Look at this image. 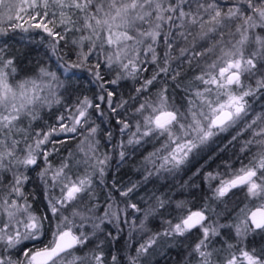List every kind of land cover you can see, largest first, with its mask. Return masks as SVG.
<instances>
[{
    "label": "snow or ice",
    "instance_id": "1",
    "mask_svg": "<svg viewBox=\"0 0 264 264\" xmlns=\"http://www.w3.org/2000/svg\"><path fill=\"white\" fill-rule=\"evenodd\" d=\"M17 29L46 34L52 63L17 78L16 58L0 46V264H107L104 241L116 240L121 225L129 236L137 227L151 233L146 222L156 208L127 202L121 208L112 193L101 207L94 194V178L103 184L111 159L97 138L102 104L127 135L116 145L121 160L125 143L159 141L145 157L153 165L145 169L148 176L179 169L223 134L230 133L228 143H240L244 154L238 168L225 162L227 171L205 173L209 188L218 182L212 188L217 200L245 190L248 203L236 223L208 222L207 207L189 210L175 224L166 221L163 232L147 235L129 264H139L161 237H182L196 227L201 238L187 264H264V249L245 244L252 233L264 235V110L252 107L264 96V0H0V36ZM150 65V77H143ZM77 70L99 88L93 97L73 99ZM128 79L139 86L125 99L115 86ZM169 81L182 86L179 104ZM54 107L55 123L33 128ZM107 137L111 141V131ZM70 141L75 150L54 164L57 145ZM39 162L47 213H38L25 191L28 170ZM111 187L127 198L137 185L118 189L113 181ZM156 203L162 208L165 202ZM128 209L142 212L139 225L128 219ZM105 224L114 225L116 235ZM224 227L234 228L237 243L217 248L213 241ZM90 242L94 248L85 252ZM110 264H119L116 255Z\"/></svg>",
    "mask_w": 264,
    "mask_h": 264
},
{
    "label": "trees",
    "instance_id": "2",
    "mask_svg": "<svg viewBox=\"0 0 264 264\" xmlns=\"http://www.w3.org/2000/svg\"><path fill=\"white\" fill-rule=\"evenodd\" d=\"M0 46L6 47L9 54L16 58L17 78L32 75L33 70L38 65L45 62L48 64L52 63L49 60V56L52 54L49 50L48 38L46 34L40 33L38 30L31 31L30 33L22 32L19 29L14 32L10 31L7 35L0 36ZM153 67L150 65L149 71L143 73V77H150ZM77 72L78 75L70 82V86L76 90L73 99L81 93L93 97L99 92V88L90 83L92 80L90 74L84 72V70H77ZM138 86L135 81L128 79L121 81L115 87L127 99L129 94L135 95L133 88ZM159 86L155 85L149 89L153 96ZM168 88L169 93L177 97L176 103L179 104L182 86L181 88H174L173 83L169 81ZM252 107L257 113L264 110V96L254 100ZM101 108L105 112V117L103 119L95 117V122L99 125L97 138L100 141L101 150L107 152L111 157L108 162L109 167L106 170V175L103 178V184L98 182L100 180L99 176H96L94 180V194L101 207H103L108 194L112 193L121 208L126 207V202L134 203L142 210L148 207L156 208L154 215L150 216L146 222V227L151 230V233L163 232L168 227L165 223L166 221L170 220L175 224L189 210H202L205 207L211 210L210 213L206 212V215L209 216L208 222L221 225H232L237 222L236 218L239 210L248 203L245 190L242 188L233 189L227 196L217 200L213 197L212 191L217 181H211L212 188H209V182L205 179V173L209 171L213 173L227 171L224 166L225 162L231 163L233 168L240 167L238 158L243 159L244 154L240 152V143H228L231 138L230 133L218 137L216 142L211 144L207 151L195 157H190L189 162L182 165L179 169L171 172L160 171L159 174L154 172L153 175L148 176V171H152L153 167L151 166L152 168L150 167L148 171L145 170V157L148 152L154 151L155 148L159 147V143L157 141L142 142L140 145H127L125 143V156L121 160L119 156L120 149L116 145L119 144L121 139L126 142L127 135L122 136L120 134L119 125L114 118H110V114L103 104ZM131 111L132 109H129V113ZM56 112V107L51 112H42V119L33 122V128L39 129L43 127L45 122L54 124L55 116L53 113ZM109 131L112 133L111 141L107 137ZM246 137L247 133H245L244 137L240 138V142ZM75 145L76 141H70L65 145H57L60 148V152L55 154L54 157H50V160L54 164L58 163L61 157L67 156L69 151L75 150ZM42 167V162H39L38 166L28 170L29 181L25 185V191L30 193L33 208L38 213H47L46 186L38 175ZM145 176L148 178L145 179ZM113 181L116 182V188L118 189H125L133 184H136L137 187L130 193L129 197H121L111 187ZM157 198L164 200L165 203L162 208L157 206ZM181 202H183V206L178 208L177 204ZM128 219H135L137 225H139L143 219V214L139 212L134 215V210L128 209ZM121 227L124 230L116 240L111 241V243L108 240L104 241L103 247L107 264H110L111 255L118 257L119 264H129L128 258L136 255V249L139 244L146 239V234L137 236L134 233L138 227L131 231L130 236L128 226L121 225ZM104 229L116 235V227L114 225L105 224ZM89 230L90 226L85 228V231ZM220 232L221 236L213 241V244L217 248H220L224 241L231 244L237 243L234 228L224 227L220 229ZM200 238L201 231L199 227L193 228L182 237H161L157 245H154L149 250V254L140 258L139 264H187V261L192 259L189 254L192 253L195 243ZM245 244L249 248L264 249V235L259 234V232L252 233L247 237ZM90 248H94L91 242L85 247L84 251L86 252ZM224 254L226 255V253ZM192 264H196V261L192 260Z\"/></svg>",
    "mask_w": 264,
    "mask_h": 264
},
{
    "label": "rangeland",
    "instance_id": "3",
    "mask_svg": "<svg viewBox=\"0 0 264 264\" xmlns=\"http://www.w3.org/2000/svg\"><path fill=\"white\" fill-rule=\"evenodd\" d=\"M126 138H127V136H126ZM158 143H159V141H157ZM150 152H152V151H150ZM150 152H148L147 153V155L150 153ZM146 155V156H147ZM157 163H159V162H157ZM153 167V165H151V164H146V166H145V169L147 168V170H149L150 169V167ZM151 167V168H152ZM161 171H163V170H161ZM96 179V177L94 178V180ZM218 183V182H217ZM58 194V193H57ZM67 214V213H66ZM137 214V212H134V215H136ZM148 228V227H147ZM149 229V228H148ZM134 233L137 235V236H141V235H143V234H146V235H148V234H150V233H146V232H144V231H142L139 227L137 228V230L136 231H134ZM146 238H147V236H146Z\"/></svg>",
    "mask_w": 264,
    "mask_h": 264
},
{
    "label": "water",
    "instance_id": "4",
    "mask_svg": "<svg viewBox=\"0 0 264 264\" xmlns=\"http://www.w3.org/2000/svg\"><path fill=\"white\" fill-rule=\"evenodd\" d=\"M193 211H197V210H193ZM187 214H188V213H187ZM187 214H186V215H187ZM186 215H185V216H186Z\"/></svg>",
    "mask_w": 264,
    "mask_h": 264
}]
</instances>
